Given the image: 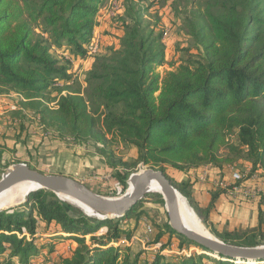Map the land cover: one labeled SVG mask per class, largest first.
<instances>
[{"label":"trees","instance_id":"16d2710c","mask_svg":"<svg viewBox=\"0 0 264 264\" xmlns=\"http://www.w3.org/2000/svg\"><path fill=\"white\" fill-rule=\"evenodd\" d=\"M101 3L0 0V92L20 94L27 106L42 103L38 113L44 126L73 140L96 137L105 142L110 136L136 148V160L130 164L113 160L110 154L112 168L140 162L160 169L218 239L260 246L262 214L257 230L218 232L207 220L220 190L212 193L206 208H200L192 201L188 184L174 183L165 168L185 170L204 164L223 168L236 165L234 161L244 155L252 171L264 169V0H187L180 12L182 26L199 54L191 64L181 63L162 76L156 67L164 59L163 31L156 21L143 18L146 6L127 3L119 46L95 56L83 94H62L52 109L44 104L45 93L57 81L68 83L70 66L68 59L61 62L51 54V48L72 49L75 58L86 56ZM222 147L227 148L226 155L220 154ZM130 175L117 171L121 191ZM12 207L0 211V264H32L39 252L40 243L35 244L39 232L59 233L45 240L71 242L69 254L50 264H254L208 255L207 249L177 234L168 220L155 225L157 234L150 246L161 242L160 247L143 251L140 263L141 256L131 257L130 247L113 246L121 236L127 240L131 236L119 218L90 217L46 189L34 190L22 205ZM133 212L143 213L140 201L123 217ZM52 225L56 229L50 233ZM101 227L106 230L97 233ZM172 239L178 250L196 247L200 252L167 255L162 250H169Z\"/></svg>","mask_w":264,"mask_h":264},{"label":"rangeland","instance_id":"374dc122","mask_svg":"<svg viewBox=\"0 0 264 264\" xmlns=\"http://www.w3.org/2000/svg\"><path fill=\"white\" fill-rule=\"evenodd\" d=\"M186 1L187 0H102L98 11L94 15L96 24L92 30L89 44L90 47L94 44L97 45V55L89 56L86 53V56L84 57L78 56L75 58L72 54V49L52 47L51 54L60 59L61 62L68 59L70 66V79L67 84H62L58 81L55 82V84H52L49 90L45 93L44 104L53 109L56 108V102L60 95L66 93L73 94V91H78L77 93L80 92V94H83V90L87 85L84 80L86 72L91 67L93 59L96 58L95 56L107 54L111 48L113 49L114 47L119 46V38L123 34V28L121 25L123 19L122 14L127 3L135 2L140 6H146L148 10L143 13V18L149 20L151 23L156 21L157 29L163 31L161 42H163L164 45V59L162 65L156 67V70L159 71L161 76L166 71L174 69L181 63L191 64L190 62H193L198 57L199 53L196 44L191 37L185 33V29L182 26V14H180V12L183 10L182 8ZM189 6L191 5L189 4ZM89 46H87V51ZM60 88L63 90L59 91ZM3 90L4 91L0 92V129L10 132L13 136L19 132L23 138H20L21 142H18L19 146H16L18 149L16 152L17 154H14L15 151L12 150H9L7 153L14 160L6 161V164L0 163V177L2 173L10 167V165L7 166L9 162L11 163L12 161L20 159L24 160V164L27 166L31 165L40 167L43 170L42 172L46 174L58 173L55 171L62 169L65 170V168L71 167V171H65L71 175L69 177L73 180H77L94 193L107 197H116L124 194L128 189V179H126V188L119 191L118 186L120 188L123 186L119 181L117 171L121 174L126 172L130 175L144 167H149L147 165L143 166L138 162L136 165L130 166L126 169L122 166L112 168L110 163L118 158L128 164L133 163L136 160L137 149L128 147L116 139L113 140L110 136H107V141L105 142L98 140L96 137L83 138L80 141L73 140L68 135L57 132L54 127L52 130L51 128H48L49 126L46 127V123L40 120V114L38 112L40 109H43L42 103L39 105L34 101L35 103L31 104L32 107L27 106L25 100L21 98L20 94L14 91H8L7 89ZM45 119L46 121L49 120L47 116H45ZM229 142H235V134L229 137ZM100 148L106 150H104V154H102ZM227 152L228 150L226 147L220 149V154L222 155H226ZM110 154L113 155V160L109 158ZM234 162H236V165L233 164V166L236 169L248 165L244 155L240 156ZM260 169L263 168H258V174H262L264 171ZM165 172L173 181L171 177V175L174 174L173 168L166 166ZM225 197L228 203L232 202L234 204V209L228 216H234L236 214L235 210H240L244 203L252 201L241 198L232 199L227 194ZM260 197L261 196H259V198ZM139 201L143 213L138 214V212H133L127 217H117L119 218V225L123 227V229L131 232L130 239L127 240L124 236H121L113 246L119 244L121 247H130L131 257L139 254L141 256L139 257L141 263L144 259L143 256L145 255V253H142L143 251L147 252L148 250L150 252H155V250L157 251L160 247L159 245L161 242H158L154 246H150V242L157 234V228L155 225L162 224L168 219L166 207L160 192H148ZM65 202L69 203L67 201ZM23 203L24 202L15 207L20 206ZM194 213L197 216L195 211ZM254 213L255 212L252 214L254 215ZM252 214L249 212V215ZM260 214H264L262 209H259L257 213H255V215ZM117 218L114 217L112 219ZM197 218H199V216H197ZM199 221L204 224L200 218ZM247 223L250 224L249 222ZM262 223L263 233L260 238L264 241V221H262ZM204 226L211 235L215 236L208 225L204 224ZM229 226V222H226L223 226L217 228L220 231H231L227 229ZM53 227L55 226L52 225L50 227V233L56 229ZM257 229L258 227L253 228L248 225L233 231L240 232L242 230ZM105 230V227H101L97 233L104 232ZM56 234L58 235L59 233ZM55 235L41 234L40 232L36 234L35 244L37 242L40 243V247L32 264L60 262L62 258L69 254L71 245L70 241L57 239L52 241L45 240ZM88 239L89 236L87 235L85 237L86 242H88ZM165 239L166 236H164L161 241L163 242ZM177 243L178 242L175 239H172V244H170L169 250L164 249L162 251L167 253V255H176L175 253L189 255L192 252H200L196 247L178 250ZM51 246L54 247V251L51 250ZM15 264L20 263L16 261Z\"/></svg>","mask_w":264,"mask_h":264},{"label":"water","instance_id":"95a60500","mask_svg":"<svg viewBox=\"0 0 264 264\" xmlns=\"http://www.w3.org/2000/svg\"><path fill=\"white\" fill-rule=\"evenodd\" d=\"M24 181L36 183L38 187L34 190L46 189L56 194L61 200L63 199L59 196L60 193L78 200L94 211L95 215H97L96 217L99 219L123 217L148 193L149 183L155 181L161 188L160 194L166 207L168 225L177 234H181L196 245H201L208 250L206 252L208 255L216 258L221 255L224 258L235 260L237 263L243 260L254 264L264 261V244L254 247L236 246L225 243L211 234L197 233L183 225L180 215L179 198H183L192 211L193 208L187 203L186 198L178 189L170 184L160 169L154 170L150 167H144L136 171V173H132L127 180V184L129 181L132 182L133 188L131 192L127 194L126 191L120 196L107 197L90 191L83 184L77 180H73L69 176L59 173L46 174L35 168H30L24 163H16L10 165L2 173L0 177V193L14 184ZM34 190L26 193L23 202L27 201L29 194L34 192ZM87 215L90 216L89 214Z\"/></svg>","mask_w":264,"mask_h":264},{"label":"crops","instance_id":"0c3cea01","mask_svg":"<svg viewBox=\"0 0 264 264\" xmlns=\"http://www.w3.org/2000/svg\"><path fill=\"white\" fill-rule=\"evenodd\" d=\"M20 138H23V136L20 135L19 132H17L13 136L10 132H6L0 129V163L1 164L3 163L6 164V161H9V160H14L7 153L9 152V150H12V151H15L14 154H17L16 152L18 149L16 146H19L18 142H21ZM20 162L24 163V160L20 159L17 161H12L10 165L20 163ZM247 164L248 166H251V164H249L248 162ZM31 167L41 172L43 171L40 167H35V166H31ZM258 168H260V166ZM206 169H208L206 179L204 181L199 180V176L201 175L202 171ZM223 169L224 167L217 168L211 164H204L201 166L188 168L185 170L173 169L174 174L171 175V177L176 184L182 183V182L188 184L187 189L190 193L191 199L200 208H206L211 201L212 193L218 192L220 190L219 191L220 193H218V196L213 200V202H211L212 205H211V209L209 211L208 220H207L208 224H210V226L216 229L218 232L220 230L217 227L223 226V224L226 222H229L230 226L227 229L231 231L237 230L239 228H242L248 225L253 228L258 227L259 226V223H258L259 215H255V213H257L259 209L260 210L262 209V212L264 213V195H262L259 199L244 203L240 210L239 209L235 210L236 214L234 216H228L233 211L234 204L230 201H229L230 203H228L225 197L226 194H224L225 193L224 190H222L219 187L216 188L215 183H214L215 181L218 180L220 176L225 175L224 174L225 172H223ZM65 170L71 171L72 168L67 167L65 168ZM65 170L62 169V170L55 171V172L64 174L66 176H71ZM260 170H264V169H260ZM262 173H264V171ZM227 176L228 175H226V177ZM249 212L251 214L253 212L255 213L254 215L253 214L249 215ZM262 216H263L262 218L264 221V214H262ZM247 222H249L250 224H248Z\"/></svg>","mask_w":264,"mask_h":264},{"label":"bare ground","instance_id":"6f19581e","mask_svg":"<svg viewBox=\"0 0 264 264\" xmlns=\"http://www.w3.org/2000/svg\"><path fill=\"white\" fill-rule=\"evenodd\" d=\"M132 179V178H131ZM128 189L127 194L131 192L133 185L132 182H128ZM38 185L36 183L31 182H19L14 184L13 186L9 187L7 190L0 193V211L8 209L12 206H16L18 204H21L24 201L25 195L29 191H33L36 189ZM161 188L160 185H158L155 181H151L149 183L148 192H160ZM59 196L65 201L77 205L80 207L85 213L89 214L92 217H95V212L92 211L89 207H86L81 202H79L76 199H73L72 197L60 193ZM179 205H180V215H181V221L183 225L188 227L189 229L197 232V233H203V234H211L202 224L195 213L189 208V206L186 204L185 200L183 198H179Z\"/></svg>","mask_w":264,"mask_h":264},{"label":"built area","instance_id":"2783aa9c","mask_svg":"<svg viewBox=\"0 0 264 264\" xmlns=\"http://www.w3.org/2000/svg\"><path fill=\"white\" fill-rule=\"evenodd\" d=\"M97 45L89 46L87 55L96 51ZM223 176L215 181V187L221 188L232 199L253 200L264 195V173L258 174L252 171L251 166L245 165L236 169L233 165L224 166ZM208 169L203 170L199 180L204 181L207 177ZM226 175H228L226 177ZM119 191L121 188L118 186ZM114 244V243H113Z\"/></svg>","mask_w":264,"mask_h":264}]
</instances>
